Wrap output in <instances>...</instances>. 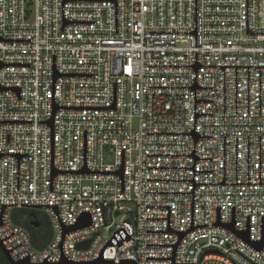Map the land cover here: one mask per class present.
<instances>
[{
    "label": "built area",
    "instance_id": "2783aa9c",
    "mask_svg": "<svg viewBox=\"0 0 264 264\" xmlns=\"http://www.w3.org/2000/svg\"><path fill=\"white\" fill-rule=\"evenodd\" d=\"M263 231L264 0H0L13 261L264 264Z\"/></svg>",
    "mask_w": 264,
    "mask_h": 264
},
{
    "label": "water",
    "instance_id": "95a60500",
    "mask_svg": "<svg viewBox=\"0 0 264 264\" xmlns=\"http://www.w3.org/2000/svg\"><path fill=\"white\" fill-rule=\"evenodd\" d=\"M32 216L28 217V218H31ZM89 224V221H86V222H82L81 224H78L76 225L75 227H72V228H69V229H66L65 230V233L66 232H69L71 230H74V229H77L81 226H86ZM34 226H38V224H34ZM227 228H229L230 230H233L232 226H227ZM239 236L247 241H248V234L247 232L245 233H240ZM90 243V241L86 242V243H82V244H78L77 247L78 248H85L86 246H88ZM249 244H251L252 246H254L256 249H261L263 246H264V231H263V238L260 242H256V243H252V242H249ZM0 250L3 252L4 256L6 257L7 261L10 263V264H33V263H30L27 259L26 260H23V261H13L10 256H9V253L4 249V247L2 246V243L0 241ZM36 264H113L111 261H107V260H102L101 258L93 261V262H79V263H75V262H69L67 260H61L60 262L58 263H48L46 261H44L43 263H36ZM120 264H135L134 262H131V261H122Z\"/></svg>",
    "mask_w": 264,
    "mask_h": 264
},
{
    "label": "trees",
    "instance_id": "16d2710c",
    "mask_svg": "<svg viewBox=\"0 0 264 264\" xmlns=\"http://www.w3.org/2000/svg\"><path fill=\"white\" fill-rule=\"evenodd\" d=\"M27 210H16L12 213V220L14 223L28 229V231L31 233L32 237V245L35 248L42 249L49 241V236L46 238L45 231H48L47 225L44 223V221L41 222V225L39 227H31L29 225V222L23 218V215L27 214Z\"/></svg>",
    "mask_w": 264,
    "mask_h": 264
},
{
    "label": "flooded vegetation",
    "instance_id": "af4514ba",
    "mask_svg": "<svg viewBox=\"0 0 264 264\" xmlns=\"http://www.w3.org/2000/svg\"><path fill=\"white\" fill-rule=\"evenodd\" d=\"M26 215L27 216H26L25 220L27 222H29V225L31 227H35L34 226L35 223L38 224L37 227H39L41 225V222L43 221L42 220V216L43 215H42L41 211H28ZM30 216H32V217L28 218ZM0 264H10L7 261L6 257L4 256V254H3V252L1 250H0Z\"/></svg>",
    "mask_w": 264,
    "mask_h": 264
},
{
    "label": "rangeland",
    "instance_id": "374dc122",
    "mask_svg": "<svg viewBox=\"0 0 264 264\" xmlns=\"http://www.w3.org/2000/svg\"><path fill=\"white\" fill-rule=\"evenodd\" d=\"M42 215H43L42 216V220L44 221V223L47 225V228H48V231H45V236H46V238H48V236L51 234V228H50V226H49V224L47 222L46 215L43 214V213H42ZM49 238H50V236H49Z\"/></svg>",
    "mask_w": 264,
    "mask_h": 264
}]
</instances>
